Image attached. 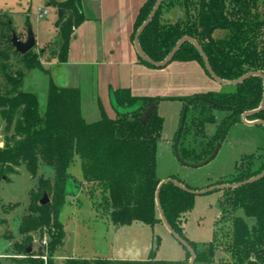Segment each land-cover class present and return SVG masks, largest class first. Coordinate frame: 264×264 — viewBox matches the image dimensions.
<instances>
[{"label": "trees", "instance_id": "trees-1", "mask_svg": "<svg viewBox=\"0 0 264 264\" xmlns=\"http://www.w3.org/2000/svg\"><path fill=\"white\" fill-rule=\"evenodd\" d=\"M156 2L146 0L140 7L132 42ZM58 4L63 12L70 13L68 17L62 15L55 23L60 36L55 58L58 62H66L74 30L88 17L82 11V0H61ZM171 8L181 10L182 16L174 22H166L163 12ZM186 36L198 42L212 71L223 80L239 79L248 72L264 74V0H164L141 34L139 43L150 59L160 62ZM1 37L13 49L11 37ZM0 58L9 59L6 50L0 52ZM20 58L25 70L49 74L35 51L20 55ZM138 60L157 69L139 56ZM174 61H195L210 76L201 54L189 42L178 50L171 62ZM5 62L1 64L3 70L7 66ZM22 78L23 72H17L15 76L5 73L11 89L4 92L0 87V118L7 134L4 146L0 147V177L8 179V175L20 166H25L33 177H37L41 164L53 172L52 181L39 178L38 190L31 194L28 212L21 219L19 233L24 239L15 245V250L30 257L24 264H188L190 253L187 250L186 258L180 261L157 260L153 250L145 261L104 257H68L61 262L55 259L65 235L60 217L68 194L77 188L68 178L75 161H79L83 182L93 185L101 193L103 209L113 225L162 223L156 193L161 182L157 176V145L164 120L158 113V104L170 99L137 97L129 88L110 89L116 116L109 117L100 103L101 117L90 123L82 115L78 88L60 87L51 79L47 102L41 110L37 94L20 89ZM232 87L231 91H208L179 99L185 106L193 97H204L222 106L227 113L216 124L214 111L217 108L202 101L190 106L180 142V154L185 160L201 162L209 158L219 150L232 127L240 123L242 114L260 107L264 86L259 76ZM153 103L157 106L143 123L144 114ZM193 110L198 112L192 121ZM249 120L264 122V110L250 116ZM192 122L197 135L204 133L207 125L216 124L215 133L199 153L190 152L182 145L183 135ZM262 152L258 167L253 169L243 165L244 162L249 165L254 154L243 157L236 173L225 184L240 183L262 173L264 150ZM190 155L193 160H188ZM170 178L192 189L175 175ZM223 191L222 213L213 240L203 246H197L184 233L185 215L192 210L195 195L169 182L160 190V203L170 226L194 249V264H264V176L253 183ZM44 195L48 196L49 202L41 205L40 196ZM44 230L50 236V254L46 261L43 256H34L32 251L27 253L28 248H32V235L42 234ZM159 242L157 238L156 249Z\"/></svg>", "mask_w": 264, "mask_h": 264}, {"label": "rangeland", "instance_id": "rangeland-1", "mask_svg": "<svg viewBox=\"0 0 264 264\" xmlns=\"http://www.w3.org/2000/svg\"><path fill=\"white\" fill-rule=\"evenodd\" d=\"M59 1L61 0H0V52L6 50L9 55L7 61L0 58V87L4 92L11 89L5 79V73L15 76L17 72H23L20 89L37 94L41 110H44L47 102L49 75L41 70H25L21 62V54L16 55L13 52L15 49H10L1 36L12 38V34L16 33L20 40L25 41L31 29L37 42L33 51L40 55V59L49 60L56 56L60 36L55 23L58 19V12L62 9L58 4ZM89 2L93 4L94 0H82V11L87 17L91 16L90 10L86 7ZM171 9H175L172 19L174 22L178 19L176 14L181 13V10ZM44 11L46 14H43ZM165 12H163V19ZM69 14L66 10L62 12L64 17H68ZM4 62L7 65L5 70L1 68ZM76 69L87 70L89 67L81 66ZM214 83L218 85L219 91L233 90L232 86ZM182 112L183 105L176 100H162L158 105V113L164 120L161 138L157 145V176L161 181L168 179L170 174H175L190 188L203 190L221 185L219 184L221 182L225 184L234 176L237 166L247 155L254 154V158L248 161L249 165L246 164L247 162L243 165L253 169L258 167L261 162L258 157L263 155L264 150V128L249 126L241 122L232 127L216 156L208 164L201 167L182 165L175 157L173 147ZM197 112V110L191 111L192 121ZM214 114L217 124L227 113L216 109ZM216 124L207 125L205 132L197 135L192 122L183 135V147L190 152L199 153L208 138L215 133ZM6 136L5 123L0 118V147L4 146ZM193 159L190 155L188 160ZM69 172L77 177L80 176H78L79 161L78 163L75 161ZM40 177L52 181L53 172L41 164L37 177H33L25 166L16 168L15 173L8 175V179L0 177V261L2 264H24L30 259L23 253L18 254L15 245L24 239L19 233V226L22 217L28 212L31 194H36L38 190ZM79 190L76 196H68L66 207L60 217L64 224L65 235L64 243L55 253V259L58 262L68 257L100 258L104 256L145 261L149 259L152 250L157 260L180 261L186 258L185 247L162 223L147 225L134 222L117 230L118 226L113 227L107 212L103 209L102 196L96 187L83 182ZM40 197L43 198V196ZM223 199L224 191L219 189L195 195L194 206L184 219V233L187 239L195 242L197 246L206 245L213 240L216 223L222 213ZM238 214L240 215L241 212ZM32 236V254L37 257L43 256L46 261L50 254L48 232L44 230L42 234L37 232ZM157 238L160 239V244L156 249ZM220 256L219 253L218 257Z\"/></svg>", "mask_w": 264, "mask_h": 264}, {"label": "crops", "instance_id": "crops-1", "mask_svg": "<svg viewBox=\"0 0 264 264\" xmlns=\"http://www.w3.org/2000/svg\"><path fill=\"white\" fill-rule=\"evenodd\" d=\"M145 1L89 2L86 7L91 16L74 30L67 61L58 62L56 56L49 60L41 59L43 68L55 84L80 90L82 115L87 122L100 119V103L109 117L116 116L110 89L129 88L137 97L173 99L182 103L183 108L184 103L180 98L220 90L195 61H174L161 69L139 62L131 36L135 19ZM174 12L175 9L166 11L164 20L172 22ZM181 13H177L176 17L179 18ZM81 66L89 69H79V72L76 67ZM172 175L175 174H170L168 178ZM72 176L83 185L81 171L79 177L75 174ZM121 227L118 226L117 230ZM107 259L115 258L108 256Z\"/></svg>", "mask_w": 264, "mask_h": 264}, {"label": "water", "instance_id": "water-1", "mask_svg": "<svg viewBox=\"0 0 264 264\" xmlns=\"http://www.w3.org/2000/svg\"><path fill=\"white\" fill-rule=\"evenodd\" d=\"M164 0H157V2L155 3L151 13L149 14L148 18L146 19V21L140 26V28L138 29L135 37H134V41H133V45L134 48L136 50V53L138 54V56L144 60L145 62H147L148 64L156 67L157 69H161L166 67L167 65H169L173 59V57L175 56V54L178 52V50L182 47L183 44L189 42L191 44H193L196 49L199 51V53L202 56V59L204 61V65L205 68L207 70V72L209 73L210 77L217 82L218 84L224 85V86H235L238 85L242 82H244L245 80H247L248 78L252 77V76H259L262 81H263V86H264V74L261 72H248L247 74H245L244 76L240 77L239 79H235V80H223L221 78H219L211 69L210 64L206 58V55L204 53V51L202 50L201 46L198 44V42L191 38V37H183L181 38L176 45L173 47V49L170 51V53L165 57V59L163 61L160 62H156L153 61L152 59H150L141 49L140 47V43H139V38L141 36V34L143 33L144 29L148 26V24L152 21V19L154 18L156 12L158 11V9L160 8L162 2ZM62 9L59 10L58 12V18L62 17ZM11 43L13 48L15 49L16 52L20 53L21 55H25L27 54L29 51L33 50L37 44L36 42V37L34 32L29 29L26 40L22 41L19 39V37L16 35V33L12 34V38H11ZM198 101H202V102H206L210 105H212L213 107L217 108V109H221L222 110V106L217 105L216 103L207 100L204 97H193L191 98L186 105L183 108V112H182V117H181V122H180V126L176 135V139H175V143H174V154L175 157L178 159V161L182 164V165H186V166H191V167H201L204 166L206 164H208L217 154L218 149L214 152L213 155H211L209 158H207L204 161L201 162H190L185 160L181 154H180V142H181V138H182V134L187 122V116H188V111L190 106L194 103V102H198ZM157 106L156 103L151 104L143 117V123H146L149 119V117L151 116V114L153 113L155 107ZM264 110V93H263V98H262V102L260 104V107L254 111H248L242 114L240 122L249 126H261L264 128V122L261 120H255V121H250L249 117L252 115H255L257 113H259L260 111ZM264 176V171L262 173H260L259 175L252 177L251 179H248L246 181L240 182V183H234V184H221V185H215V186H211L208 187L207 189H203V190H194V189H189L186 186H184L183 184H181L179 181L175 180V179H171L168 178L166 180H163L160 182L158 189H157V193H156V205H157V209H158V213H159V218L162 221V224L168 229V231L172 234V236L183 246L185 247V249L190 253V259L188 261V264H194L195 260H196V253L194 251V249L188 244V242L186 240H184L178 233H176L173 228L170 226V224L168 223L164 212L162 210L161 207V203H160V190L162 188V186L164 184H167L169 182H172L173 184H175L177 187L181 188L184 191H187L189 193H192L194 195H201V194H206L209 192H212L214 190H224V189H230V188H235L241 185H245V184H250L253 183L259 179H261ZM73 183H75L77 185V189L74 190L72 193L68 194V196H76L79 193V189L81 188V183H77L75 178L70 175L68 177ZM49 202V198L47 195H44L43 198L40 201L41 205H45ZM32 251V248L29 247L27 250V253H30Z\"/></svg>", "mask_w": 264, "mask_h": 264}, {"label": "built area", "instance_id": "built-area-1", "mask_svg": "<svg viewBox=\"0 0 264 264\" xmlns=\"http://www.w3.org/2000/svg\"><path fill=\"white\" fill-rule=\"evenodd\" d=\"M43 14H46V11H44ZM40 16H42V14H40Z\"/></svg>", "mask_w": 264, "mask_h": 264}]
</instances>
